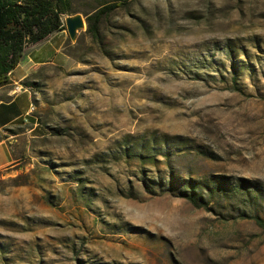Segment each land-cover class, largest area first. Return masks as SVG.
Returning <instances> with one entry per match:
<instances>
[{
  "label": "rangeland",
  "instance_id": "1",
  "mask_svg": "<svg viewBox=\"0 0 264 264\" xmlns=\"http://www.w3.org/2000/svg\"><path fill=\"white\" fill-rule=\"evenodd\" d=\"M101 1L73 0L85 29L21 83L37 130L0 128V264H264V0H121L97 40ZM162 137L172 156L137 157ZM170 171L208 204L144 187Z\"/></svg>",
  "mask_w": 264,
  "mask_h": 264
},
{
  "label": "trees",
  "instance_id": "2",
  "mask_svg": "<svg viewBox=\"0 0 264 264\" xmlns=\"http://www.w3.org/2000/svg\"><path fill=\"white\" fill-rule=\"evenodd\" d=\"M123 5L124 2L121 0H113L110 4L103 0L98 4V11L88 17L89 32L95 39L102 40L100 31L102 18ZM77 12L73 8V0H0V86L9 83V75L22 62L28 48L42 42L53 33L66 30L64 16L74 15ZM232 80L235 90L241 91L238 85V78L234 76ZM28 81L27 78L24 79L23 84L28 88L34 89L36 84ZM19 123L25 124L21 128L20 132H22L26 123L25 121ZM3 130L9 131L11 129L4 127ZM20 132L13 133V135ZM8 137V134H0V142L7 140ZM174 142L179 144L178 140ZM151 143L153 145L145 141L143 143L137 141L136 145L134 144L138 148L137 157L143 160L144 163L148 160V162H155L157 154H163V156L168 158L172 156V149L179 147L174 144L175 146L172 148L167 137H162L160 140L153 138ZM123 149L125 155L133 156L130 152L133 150L130 145ZM148 150L154 155H147L145 152ZM157 179L158 181L144 177L143 184L147 191L154 193L156 192L154 188H160L159 190L161 191L170 190L198 207L208 204L204 196L198 192L205 181L200 182L191 178H179L172 171L167 177H157ZM216 182L218 185L219 182ZM219 186L222 188L216 186L211 193L214 194L225 190V185L219 184ZM175 188H178L177 191H174ZM253 217L258 222L262 221L258 215Z\"/></svg>",
  "mask_w": 264,
  "mask_h": 264
},
{
  "label": "crops",
  "instance_id": "3",
  "mask_svg": "<svg viewBox=\"0 0 264 264\" xmlns=\"http://www.w3.org/2000/svg\"><path fill=\"white\" fill-rule=\"evenodd\" d=\"M66 38V30L53 33L42 42L31 46L30 51L25 52L22 62L9 75L8 85L0 87V128L25 121L34 125L29 132L37 130L38 124L34 122L32 115L33 92L31 90L18 91L16 88L22 86L21 83L35 68L62 63L66 56L62 50ZM54 55L61 56V60L57 61ZM14 152L16 150L12 141L0 142V168H5L15 161Z\"/></svg>",
  "mask_w": 264,
  "mask_h": 264
},
{
  "label": "water",
  "instance_id": "4",
  "mask_svg": "<svg viewBox=\"0 0 264 264\" xmlns=\"http://www.w3.org/2000/svg\"><path fill=\"white\" fill-rule=\"evenodd\" d=\"M66 31L71 40H76L80 30L85 29L86 20L81 13L67 16L65 19Z\"/></svg>",
  "mask_w": 264,
  "mask_h": 264
},
{
  "label": "built area",
  "instance_id": "5",
  "mask_svg": "<svg viewBox=\"0 0 264 264\" xmlns=\"http://www.w3.org/2000/svg\"><path fill=\"white\" fill-rule=\"evenodd\" d=\"M17 89L20 91V90H28L27 88H24L23 86H19L17 87Z\"/></svg>",
  "mask_w": 264,
  "mask_h": 264
}]
</instances>
